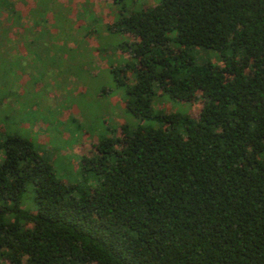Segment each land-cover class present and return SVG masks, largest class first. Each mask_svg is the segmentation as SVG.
Wrapping results in <instances>:
<instances>
[{
    "label": "trees",
    "instance_id": "16d2710c",
    "mask_svg": "<svg viewBox=\"0 0 264 264\" xmlns=\"http://www.w3.org/2000/svg\"><path fill=\"white\" fill-rule=\"evenodd\" d=\"M110 1L132 40L126 109L145 124L98 138L71 186L8 129L0 264H264V0ZM0 61V92L18 94L24 74ZM157 91L200 100L198 117L156 111Z\"/></svg>",
    "mask_w": 264,
    "mask_h": 264
},
{
    "label": "rangeland",
    "instance_id": "374dc122",
    "mask_svg": "<svg viewBox=\"0 0 264 264\" xmlns=\"http://www.w3.org/2000/svg\"><path fill=\"white\" fill-rule=\"evenodd\" d=\"M158 1L126 0V5L140 10ZM0 6L9 8L0 12L8 29L0 57L15 75L24 74L18 94L0 92V128L7 126L0 138L16 131L51 163L57 179L76 185L81 157L94 154L98 138L145 124L127 111L119 84L134 79V60L124 45L131 37L117 31L119 12L110 0H0ZM209 56L215 62V55ZM3 66L0 61V74ZM154 108L197 118L201 102L184 103L157 91Z\"/></svg>",
    "mask_w": 264,
    "mask_h": 264
}]
</instances>
